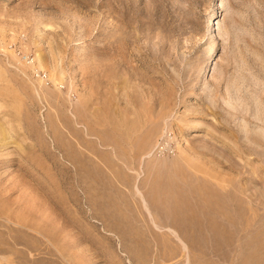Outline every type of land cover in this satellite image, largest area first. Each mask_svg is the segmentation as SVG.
Masks as SVG:
<instances>
[{
  "label": "rangeland",
  "instance_id": "rangeland-1",
  "mask_svg": "<svg viewBox=\"0 0 264 264\" xmlns=\"http://www.w3.org/2000/svg\"><path fill=\"white\" fill-rule=\"evenodd\" d=\"M1 125L0 264H264V0H0Z\"/></svg>",
  "mask_w": 264,
  "mask_h": 264
},
{
  "label": "bare ground",
  "instance_id": "bare-ground-1",
  "mask_svg": "<svg viewBox=\"0 0 264 264\" xmlns=\"http://www.w3.org/2000/svg\"><path fill=\"white\" fill-rule=\"evenodd\" d=\"M213 10H215V9H213ZM205 27L207 28V38L204 41V50H205L206 61H205L204 65H203L202 69H203L204 72H208L210 70V68L212 67V65H213L214 52H215V48H216V44H217V42H216V32H215V29H214V19L211 20L210 18L209 19L207 18V20L205 22ZM1 126H0V134H1V137H2V134L5 135V132H6V135H7L8 132L5 129H3V126L2 127ZM5 137L6 136H4V138ZM7 137H8V135H7ZM7 137H6V139H7Z\"/></svg>",
  "mask_w": 264,
  "mask_h": 264
}]
</instances>
